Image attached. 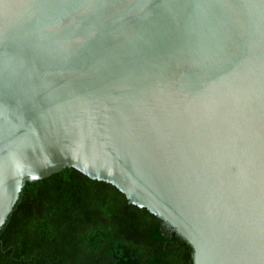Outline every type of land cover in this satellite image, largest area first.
Returning <instances> with one entry per match:
<instances>
[{"label":"water","instance_id":"95a60500","mask_svg":"<svg viewBox=\"0 0 264 264\" xmlns=\"http://www.w3.org/2000/svg\"><path fill=\"white\" fill-rule=\"evenodd\" d=\"M67 167L264 264V0H0V232Z\"/></svg>","mask_w":264,"mask_h":264},{"label":"trees","instance_id":"16d2710c","mask_svg":"<svg viewBox=\"0 0 264 264\" xmlns=\"http://www.w3.org/2000/svg\"><path fill=\"white\" fill-rule=\"evenodd\" d=\"M192 246L112 183L67 167L26 181L0 264H194Z\"/></svg>","mask_w":264,"mask_h":264}]
</instances>
